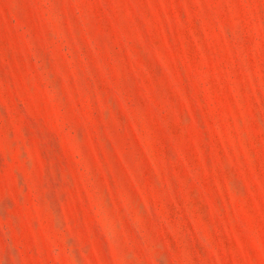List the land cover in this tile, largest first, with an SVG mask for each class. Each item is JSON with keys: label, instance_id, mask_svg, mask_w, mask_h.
Masks as SVG:
<instances>
[{"label": "rangeland", "instance_id": "rangeland-1", "mask_svg": "<svg viewBox=\"0 0 264 264\" xmlns=\"http://www.w3.org/2000/svg\"><path fill=\"white\" fill-rule=\"evenodd\" d=\"M0 264H264V0H0Z\"/></svg>", "mask_w": 264, "mask_h": 264}]
</instances>
